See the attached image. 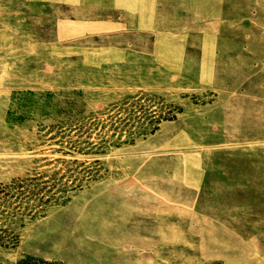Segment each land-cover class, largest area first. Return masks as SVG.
Masks as SVG:
<instances>
[{
    "label": "rangeland",
    "instance_id": "1",
    "mask_svg": "<svg viewBox=\"0 0 264 264\" xmlns=\"http://www.w3.org/2000/svg\"><path fill=\"white\" fill-rule=\"evenodd\" d=\"M264 264V0H0V264Z\"/></svg>",
    "mask_w": 264,
    "mask_h": 264
},
{
    "label": "trees",
    "instance_id": "2",
    "mask_svg": "<svg viewBox=\"0 0 264 264\" xmlns=\"http://www.w3.org/2000/svg\"><path fill=\"white\" fill-rule=\"evenodd\" d=\"M40 264H52V263H45V262H43V263H40Z\"/></svg>",
    "mask_w": 264,
    "mask_h": 264
}]
</instances>
